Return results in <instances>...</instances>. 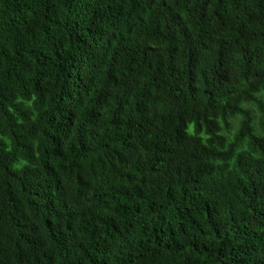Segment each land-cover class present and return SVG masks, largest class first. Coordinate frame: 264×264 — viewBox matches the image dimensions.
I'll use <instances>...</instances> for the list:
<instances>
[{
	"label": "trees",
	"instance_id": "1",
	"mask_svg": "<svg viewBox=\"0 0 264 264\" xmlns=\"http://www.w3.org/2000/svg\"><path fill=\"white\" fill-rule=\"evenodd\" d=\"M0 264H264V0H0Z\"/></svg>",
	"mask_w": 264,
	"mask_h": 264
}]
</instances>
